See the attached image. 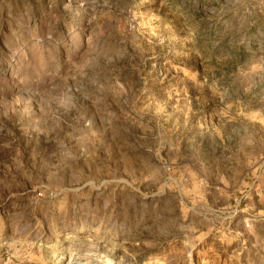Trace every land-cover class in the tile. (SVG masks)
<instances>
[{"label":"rangeland","instance_id":"374dc122","mask_svg":"<svg viewBox=\"0 0 264 264\" xmlns=\"http://www.w3.org/2000/svg\"><path fill=\"white\" fill-rule=\"evenodd\" d=\"M0 264H264V0H0Z\"/></svg>","mask_w":264,"mask_h":264}]
</instances>
